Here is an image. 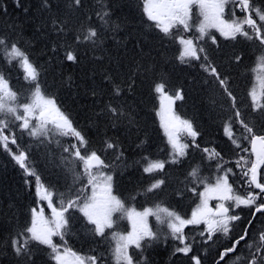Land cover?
Masks as SVG:
<instances>
[{"label":"snow or ice","instance_id":"snow-or-ice-1","mask_svg":"<svg viewBox=\"0 0 264 264\" xmlns=\"http://www.w3.org/2000/svg\"><path fill=\"white\" fill-rule=\"evenodd\" d=\"M91 14H84L86 0H66L64 10L54 0H41V18L29 17L30 8L23 0H12L25 18H10L6 0H0V19L7 28L0 30V151L10 156L22 171L24 184L34 190L44 209L30 210V219L19 223L16 213L0 206V230L8 233L0 238V264H109L104 248L80 255L69 246V238L77 226L98 245L111 247L115 264H152L150 250L159 244H172V255H183L189 264H205L200 249L207 253L212 244L224 238L213 264H264V5L257 0H143V14L161 35L155 37L160 46H176L175 62L185 68H199L203 74L200 87L208 93V101L220 120L219 131L228 145L227 151L216 145H202L201 132L190 119L178 115L177 101L185 99L183 87H174L152 51L145 52L144 41L137 39V50L126 58V41L118 39L126 22L115 17L116 0H96ZM199 10V22L193 20V8ZM30 22L45 41L41 54L44 63L34 62L29 51L13 42ZM87 21V23H85ZM215 29L231 50L223 52L220 39L210 33ZM117 49L110 55L107 41ZM210 41V44H209ZM244 42L256 50L255 66L258 87L245 101L236 94L231 69L245 59ZM214 46V47H213ZM92 61L86 73L89 81L99 75L103 87H85L84 95L92 98L94 115L86 119L103 122L112 135L105 134L94 146L84 131L48 95L44 76L49 71L61 73L67 64L83 66ZM15 70L27 86V94L16 89L11 80ZM151 79V91L159 100L157 115L169 146L166 159L141 155L129 162L120 139L139 131L136 97L144 80ZM69 83H74L68 77ZM108 96L104 101L99 98ZM27 137V139H25ZM63 138V139H62ZM187 138V139H186ZM245 142L250 145L245 146ZM140 141L137 147H141ZM200 152L198 164H192L182 180L171 187L177 203L191 192L200 203L190 216L162 199L169 192V165L183 169L192 156ZM41 150L59 169L56 185L42 180L32 153ZM58 160V162H57ZM134 168L148 177L139 195L156 202L142 211L127 206V201L114 190L118 170ZM211 169V177L203 174ZM239 181L245 192L235 188ZM203 186V191H198ZM135 189L131 199H136ZM216 199L215 206L209 200ZM250 210L244 219L238 209ZM115 217V218H114ZM154 217L156 226L149 223ZM127 219L131 230L121 232L118 222ZM237 224V222H241ZM240 227L239 234H235ZM187 230V231H186ZM58 238V240L56 239Z\"/></svg>","mask_w":264,"mask_h":264},{"label":"trees","instance_id":"trees-1","mask_svg":"<svg viewBox=\"0 0 264 264\" xmlns=\"http://www.w3.org/2000/svg\"><path fill=\"white\" fill-rule=\"evenodd\" d=\"M24 4L30 8L29 17L39 19L44 15L40 10L41 0H23ZM54 2L64 10L66 0H54ZM118 7L115 11V17L121 21L126 22L125 30L119 32L118 39L126 41V58L131 57L136 53L133 47L137 39L144 41L145 52L152 51L157 61L165 72L168 73V79L174 87H183L185 90V99L177 101L175 105L176 113L184 118L190 119L194 125L201 132L200 143L202 145H216L219 149L227 151L228 145L219 131L220 120L217 119V113L209 104L208 93L200 87L202 73L199 68H185L175 62L176 46L166 43L164 47L160 46V41L155 37L161 35L153 27L150 22L146 21L143 14V0H116ZM130 2V3H129ZM8 5V14L10 18H25L12 4V0H6ZM257 4L264 5V0H257ZM97 7L96 0H86V7L83 10L84 14H91ZM197 9L193 8V20L199 22L197 17ZM8 18L0 19V30L7 28L6 20ZM87 23V21H85ZM210 33L216 35L222 45L223 52L227 53L231 50L232 42L224 41L219 37V33L215 29L210 30ZM13 42H16L29 51V54L34 62L43 64L45 57L41 54V49L44 47L45 41L38 37L32 24L25 22L21 34L17 35ZM210 44V41H209ZM214 47V46H213ZM237 49L244 48L246 56L244 61L239 66H234L231 69L233 77V87L236 94L245 101L244 108L247 109L248 93L253 87H257L256 73L251 69L255 66L256 50L248 48L242 41L238 44ZM107 49L110 55H115L119 52L120 55H125V48L117 49L114 41H107ZM49 71L44 76L45 88L48 95L54 97L57 104L69 113L73 120L77 122L78 126L84 131L85 135L93 143L94 146H99V141L107 135H112L111 130L105 128L104 123L93 122L86 119L87 115H94L93 107H100L101 105H93L92 98L84 95V89L91 84L93 87H103L99 75L94 81L87 79L86 73L92 67V61L85 60L83 66L67 64L63 67V79L61 73L57 71L55 74L51 71V65L46 66ZM72 77L74 83H69L68 77ZM18 74L13 70L11 74L12 84L16 89L22 93L27 94V86L22 79H18ZM236 79V80H235ZM104 101L108 100L107 95L99 97ZM159 100L151 91V79L144 80L141 87L138 89L136 97V112L139 120V131L133 132L129 137L125 133H121L120 139L123 141L126 157L129 162L139 160L141 155H148L157 159H166L169 146L167 144V137L161 127L160 118L157 115L159 110ZM27 139V137H25ZM63 139V138H62ZM140 141H144L141 147H137ZM245 146L249 147L245 142ZM149 149V150H148ZM192 156L186 163L183 169L174 165H169V192L165 193L162 199L165 203L177 208L182 214L190 216L191 212L196 209L200 203L198 196L191 192H185L183 199L177 203L176 199L171 195V187L178 180H182L184 174L187 173L189 166L198 164L200 161V152L196 149H191ZM35 163L37 171L40 173L42 180L56 185V180L60 174L59 169H54L53 164L46 158V153L41 150H35L32 153L30 163ZM58 162V160H57ZM49 163V164H48ZM45 171V172H44ZM205 176L211 177L213 172L211 169L204 170ZM25 177L22 171L11 160L10 156L0 151V206L3 209L11 208L17 216L19 223H24L30 219V210L36 207L39 210L40 202L36 199L34 190L30 191L24 184ZM55 179V180H54ZM146 177L142 171L134 168H126L118 170L117 177L114 180V190L127 201V206L135 208L137 211H142L145 207L152 206L156 200L149 199L143 195H139L140 186L146 182ZM63 180L56 187H63ZM236 190L241 193L245 192V188L241 187L239 181L235 184ZM137 193L136 199H131L133 190ZM198 191H203V186H200ZM41 208V207H40ZM47 207L44 206V209ZM49 211V209H46ZM242 217L246 220L249 218L250 210L247 208L238 209ZM2 219V218H0ZM237 222V224H241ZM264 222V216H260L256 221V227L259 228ZM130 221L122 219L118 222V229L122 228V232H127L130 226ZM151 226L155 227L156 222L151 218ZM240 227H236L235 234H239ZM8 233L0 230V238L6 239ZM58 240V238H57ZM224 238L212 244L207 248V253L200 249L199 254L204 256L205 264H213L219 246L223 243ZM110 242L103 245H98L94 242L93 237L88 233L82 231L79 226L75 229L72 236L69 238V246L73 251L81 255H88L90 251L95 248H104L109 264H115L111 258ZM150 258L152 264H189L188 258L183 255H172V244H159L150 250ZM229 264L233 261L229 260Z\"/></svg>","mask_w":264,"mask_h":264},{"label":"rangeland","instance_id":"rangeland-1","mask_svg":"<svg viewBox=\"0 0 264 264\" xmlns=\"http://www.w3.org/2000/svg\"><path fill=\"white\" fill-rule=\"evenodd\" d=\"M197 9V8H196ZM197 17H198V20L197 21H199L200 19H202V17H199V10L197 9ZM257 84V83H256ZM258 86V85H257ZM161 123V122H160ZM163 129V128H162ZM163 131H164V129H163ZM165 133V132H164ZM211 201H217L216 199H211L210 200V202ZM44 206H46L47 207V205H46V203H42V202H40V207H43V209H44ZM45 214V213H44ZM46 217H48L47 215H45ZM115 218V217H114ZM122 221V220H121ZM119 231H121L122 232V228H119L118 229ZM131 230V224H130V226L127 228V231H130ZM115 262V261H114Z\"/></svg>","mask_w":264,"mask_h":264},{"label":"bare ground","instance_id":"bare-ground-1","mask_svg":"<svg viewBox=\"0 0 264 264\" xmlns=\"http://www.w3.org/2000/svg\"><path fill=\"white\" fill-rule=\"evenodd\" d=\"M130 3V2H129ZM236 80V79H235ZM149 150V149H148ZM49 164V163H48ZM45 172V171H44ZM55 180V179H54ZM63 182V181H62Z\"/></svg>","mask_w":264,"mask_h":264}]
</instances>
